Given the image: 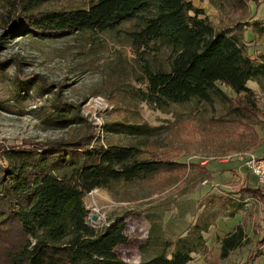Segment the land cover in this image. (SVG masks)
Returning <instances> with one entry per match:
<instances>
[{
	"label": "rangeland",
	"instance_id": "obj_1",
	"mask_svg": "<svg viewBox=\"0 0 264 264\" xmlns=\"http://www.w3.org/2000/svg\"><path fill=\"white\" fill-rule=\"evenodd\" d=\"M243 1L249 10L242 14L219 0H192L216 29L230 27L228 36L244 41L247 53L255 58L264 52V31L259 33L253 25L257 20L261 29L264 26V0ZM89 3L47 0L39 9L85 8ZM238 20L247 22V28L235 26ZM135 28L131 20L101 32L54 38L23 35L10 40L0 29V145L93 136L94 141L137 145L144 158L183 162L184 170H161L145 180L117 182L110 190L87 194L90 217H100L96 226L124 216L127 242L115 247L118 257L130 263L143 261L159 253L163 242H168L164 249L171 257L178 238L192 236L198 225L206 230H200L202 243L187 264H264V245L258 248L261 253L250 258L260 235L263 203L241 192L246 183L254 182L252 176L246 177L240 160L248 152L264 153V125L234 120L216 98L170 103L161 110L138 101L132 94L140 85L138 76L146 65L166 66L169 49L142 51L128 35ZM16 79L33 82L27 94L16 95ZM247 85L264 118V79H250ZM55 100L69 105L80 123L64 128L51 125L46 118ZM109 122L148 126L152 135L105 131L104 123ZM192 162L205 174L198 175ZM241 222L250 242L220 258L219 238Z\"/></svg>",
	"mask_w": 264,
	"mask_h": 264
},
{
	"label": "trees",
	"instance_id": "obj_2",
	"mask_svg": "<svg viewBox=\"0 0 264 264\" xmlns=\"http://www.w3.org/2000/svg\"><path fill=\"white\" fill-rule=\"evenodd\" d=\"M45 1L0 0V29L5 39L101 32L134 20L136 28L128 32L133 45L143 47L142 51L169 49L166 66L146 65L138 76L140 85L132 92L138 101L161 110L170 103L216 98L234 120L264 125L254 92L247 85L250 79H264V52L251 57L244 41L228 36L230 27L216 29L192 0H89L85 8L39 9ZM219 1L242 14L249 10L243 0ZM245 23L238 20L235 26L243 24L246 29ZM253 25L259 33L264 31L257 20ZM32 84L16 79V95L27 94ZM51 107L46 118L51 125L64 128L80 123L69 105L55 100ZM104 128L131 136H151L153 131L148 126L117 122L104 123ZM93 139L81 136L43 144L0 145V264H187L193 260L191 253L202 243L200 230H206L205 226L195 225L192 236L178 238L171 257L164 249L168 242H163L159 253L130 263L115 252L117 245L127 242L124 216H114L101 226L89 222L85 198L91 190H110L117 182L186 168L179 161L144 158L137 145ZM191 165L198 175L205 174L204 168ZM246 170L254 184L246 183L241 192L263 203L252 260L264 245V188ZM219 242L220 258L246 246L250 238L245 224L238 223Z\"/></svg>",
	"mask_w": 264,
	"mask_h": 264
},
{
	"label": "built area",
	"instance_id": "obj_3",
	"mask_svg": "<svg viewBox=\"0 0 264 264\" xmlns=\"http://www.w3.org/2000/svg\"><path fill=\"white\" fill-rule=\"evenodd\" d=\"M248 153H247L248 155L246 154V156L240 158V160H242L243 165L250 171V173L254 175V177L256 178V181L259 184H264V153L259 154V155L251 153V152H248ZM203 181L204 183L207 182L206 180H203ZM93 190H91L90 192H92ZM93 211L97 212L96 209H93ZM96 216H97V219L93 221L91 220L90 213H88L89 222L94 224V222L98 221L100 217L98 214H96Z\"/></svg>",
	"mask_w": 264,
	"mask_h": 264
},
{
	"label": "water",
	"instance_id": "obj_4",
	"mask_svg": "<svg viewBox=\"0 0 264 264\" xmlns=\"http://www.w3.org/2000/svg\"><path fill=\"white\" fill-rule=\"evenodd\" d=\"M97 219V216L96 215H92L91 216V220L95 221Z\"/></svg>",
	"mask_w": 264,
	"mask_h": 264
},
{
	"label": "crops",
	"instance_id": "obj_5",
	"mask_svg": "<svg viewBox=\"0 0 264 264\" xmlns=\"http://www.w3.org/2000/svg\"><path fill=\"white\" fill-rule=\"evenodd\" d=\"M250 88H252V87H250Z\"/></svg>",
	"mask_w": 264,
	"mask_h": 264
}]
</instances>
